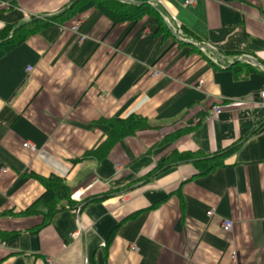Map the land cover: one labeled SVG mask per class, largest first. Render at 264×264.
<instances>
[{
    "label": "crops",
    "instance_id": "1",
    "mask_svg": "<svg viewBox=\"0 0 264 264\" xmlns=\"http://www.w3.org/2000/svg\"><path fill=\"white\" fill-rule=\"evenodd\" d=\"M184 1L89 9L0 56V264H264V0ZM71 2L0 0V44ZM132 115L149 128L85 157ZM51 177L73 203L32 233Z\"/></svg>",
    "mask_w": 264,
    "mask_h": 264
},
{
    "label": "trees",
    "instance_id": "2",
    "mask_svg": "<svg viewBox=\"0 0 264 264\" xmlns=\"http://www.w3.org/2000/svg\"><path fill=\"white\" fill-rule=\"evenodd\" d=\"M150 1L152 0H72V2L65 6L57 15L49 18H42V20H34L31 24H26L18 28L17 35L14 38L8 40V42L0 44V56L10 46L22 42L23 39L36 33L38 30L43 29L48 25H61L65 21H69L89 9L96 10L103 16H106L114 24L123 22L136 23L146 15H155L154 7L151 6ZM106 123L110 128L106 141L95 151L86 154L85 157L101 160L115 143L124 138L133 136L140 130L149 128L143 118L133 115L126 119H116ZM222 156L223 154H217L204 158L207 167L202 174H207L216 168L221 167L223 165L222 160H220ZM43 185L44 192L40 197L38 204L41 207H44L46 212L41 214L43 216L42 224L37 226L32 233H36L43 226L47 225L54 214L62 209L61 204L63 202L68 205L73 203L70 199L72 188L66 185L60 178L51 177L43 182ZM88 201V198L83 199L81 200V203L83 204ZM3 237L9 238L10 234Z\"/></svg>",
    "mask_w": 264,
    "mask_h": 264
},
{
    "label": "built area",
    "instance_id": "3",
    "mask_svg": "<svg viewBox=\"0 0 264 264\" xmlns=\"http://www.w3.org/2000/svg\"><path fill=\"white\" fill-rule=\"evenodd\" d=\"M194 4H195V0H185V1H184V6H193ZM1 5H4V3H2ZM170 20H171L172 22H174V19H173V18H171ZM201 51L204 52V49H201ZM221 67H223V66H221ZM260 97H261V98H264V93H261V94H260ZM218 114H219V109H218V108H214V109L212 110V112H211L210 119H216L217 116H218ZM25 147H27V144H25ZM209 215H211V212L208 213V216H209ZM223 226H224V229L228 230V229L231 228L232 224L229 223V222H225V223L223 224ZM231 257H232V259L234 260V253L231 254Z\"/></svg>",
    "mask_w": 264,
    "mask_h": 264
},
{
    "label": "rangeland",
    "instance_id": "4",
    "mask_svg": "<svg viewBox=\"0 0 264 264\" xmlns=\"http://www.w3.org/2000/svg\"><path fill=\"white\" fill-rule=\"evenodd\" d=\"M227 155H228L227 152H224L223 157H222L223 160L227 157ZM74 196H75V197H76V196H79V194H78V193H75Z\"/></svg>",
    "mask_w": 264,
    "mask_h": 264
}]
</instances>
